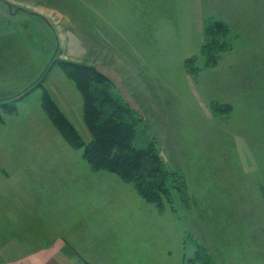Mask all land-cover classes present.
I'll use <instances>...</instances> for the list:
<instances>
[{
  "label": "rangeland",
  "instance_id": "obj_1",
  "mask_svg": "<svg viewBox=\"0 0 264 264\" xmlns=\"http://www.w3.org/2000/svg\"><path fill=\"white\" fill-rule=\"evenodd\" d=\"M253 12L245 0H0L10 47L0 95L38 82L0 106V249L11 241L16 258L50 236L90 237L82 223L123 203L124 221L149 222L157 252L171 249L163 264H264V51L248 30ZM45 94L72 131L55 125ZM98 108L134 131L116 139L123 149L160 158L158 205L85 158Z\"/></svg>",
  "mask_w": 264,
  "mask_h": 264
},
{
  "label": "crops",
  "instance_id": "obj_2",
  "mask_svg": "<svg viewBox=\"0 0 264 264\" xmlns=\"http://www.w3.org/2000/svg\"><path fill=\"white\" fill-rule=\"evenodd\" d=\"M234 2L233 5H236ZM245 2L252 7H257L258 13L253 12L255 16L252 14L254 18L248 16L247 22L251 23H248L247 26L251 29L247 28L253 38H261L260 43L257 42V45H260L261 50L264 51V0H245ZM234 9L235 7H233ZM9 50L10 47L6 45V40H3L0 44V53L5 54ZM15 97L17 96L15 95ZM12 98L14 97L0 95V106L2 107L4 101L12 100ZM58 180L59 177L56 180L50 178L48 180L49 186L54 187V184L59 186ZM77 180L79 179H74V181ZM42 193L45 194V192ZM43 195L42 198L47 202L48 195ZM51 196L54 198L58 194L54 193ZM119 207L121 208L119 211H113L112 213L106 211L99 217L97 216L96 220L82 223L84 229L82 233L88 234L90 237L67 239L63 236H50L40 241L41 246L39 248L31 249L25 255L16 258L12 257L11 249L7 250L6 244H10L11 241L8 243L3 242L4 244L0 249V257L3 261L1 264H163L161 263L162 260L169 259V261H172L171 249L166 254L164 253L165 255L157 252L155 239L151 236L148 237V235L145 236L146 228H148V232L152 229L150 223L146 221L135 223L124 221L121 217V210H124L125 206L122 203ZM143 209H146V207L141 208L138 206V211ZM149 211L151 214L153 209L149 210L148 208V213ZM153 215L154 213L148 217L150 218ZM31 218L35 219L34 217ZM6 221L12 220L6 219ZM88 222L96 224V226H86ZM147 224L148 226H145ZM180 254L182 257L184 256L182 252Z\"/></svg>",
  "mask_w": 264,
  "mask_h": 264
},
{
  "label": "trees",
  "instance_id": "obj_3",
  "mask_svg": "<svg viewBox=\"0 0 264 264\" xmlns=\"http://www.w3.org/2000/svg\"><path fill=\"white\" fill-rule=\"evenodd\" d=\"M37 84L38 82L34 83L26 91L15 97L16 99L12 98L11 101L4 102L3 105H12L19 100V97H22L24 94L26 95V93L32 91ZM42 105L44 108H47L49 111L48 113L59 130H61L60 125L62 122L63 125L66 123V125L69 126L68 128H70V131H72L70 123L65 119L64 115L58 109L54 101L50 97L46 96V94L43 97ZM51 106L52 108L50 110ZM52 110L53 113H51ZM98 111L100 113L99 117H103L96 123V130L100 131V135L97 136V144L95 142L92 146L94 148L93 150L88 147L85 149V158L88 159L94 169H107L109 172L116 173L121 176V178H124L129 182H134L135 184L137 183L136 187L139 192L143 194V196L148 199L150 203L158 205V202H156V199L154 198L159 195L156 192V190H158L157 183L161 181L162 183L160 186L162 187L165 180L163 177L165 172L163 169L164 165L161 164L160 158H158V155L154 156L153 153L145 147L138 148L137 152L136 150L131 149V153L129 152V147L123 149V145L120 142H117V140L129 142L134 131L129 130L130 127L128 123H118V125L117 121L114 122V119L109 118L106 112V114L103 113L100 108H98ZM87 112H90V109H88ZM119 119L120 121H123L119 117L116 118V120ZM91 124L93 127V123ZM118 133H122V136H119V138L117 136ZM105 138H107V142H105ZM135 152L136 155H134ZM129 155L134 157H129Z\"/></svg>",
  "mask_w": 264,
  "mask_h": 264
}]
</instances>
